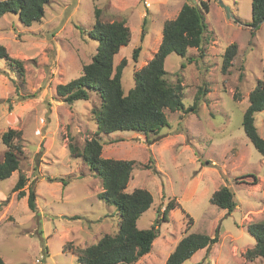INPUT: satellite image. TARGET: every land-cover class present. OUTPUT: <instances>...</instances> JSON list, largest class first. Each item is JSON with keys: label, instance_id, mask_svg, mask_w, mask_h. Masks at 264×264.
<instances>
[{"label": "rangeland", "instance_id": "obj_1", "mask_svg": "<svg viewBox=\"0 0 264 264\" xmlns=\"http://www.w3.org/2000/svg\"><path fill=\"white\" fill-rule=\"evenodd\" d=\"M202 1L208 2V11ZM222 2L232 16L220 0H50L44 17L30 26L15 13L0 18V43L24 68L21 74L18 66L0 60V161L8 148L2 134L9 128L23 131L20 169L0 186V255L6 264H81L77 248L118 232L120 212L99 197L101 177L68 149L69 137L84 145L95 135L92 109L102 100L94 92L71 104L57 93V85L80 76L91 62L97 41L89 31L100 8L104 21L125 17L131 28L130 41L114 60L116 66L127 59L122 83L128 93L135 72L158 51L166 21L176 18L185 3L201 6L207 28L203 53L189 47L185 56L172 52L165 59L167 79H180L184 86V109L165 108L168 125L159 132L99 135L102 155L134 159L127 191L145 188L154 197L137 225L150 228L160 219L159 236L139 264H166L184 235L213 236L217 226L219 241L183 264H264V258L245 257L256 242L248 224L264 220V155L243 127L250 92L264 81V22L254 34L252 0ZM233 42L238 54L224 73L223 54ZM255 118L264 137V110ZM20 173L27 178L23 197L13 189ZM224 185L235 193L237 206L231 212L210 201ZM31 189L37 211L28 203ZM172 199L176 206L162 220Z\"/></svg>", "mask_w": 264, "mask_h": 264}, {"label": "trees", "instance_id": "obj_2", "mask_svg": "<svg viewBox=\"0 0 264 264\" xmlns=\"http://www.w3.org/2000/svg\"><path fill=\"white\" fill-rule=\"evenodd\" d=\"M49 1L0 0V18L7 13H15L24 24L30 26L44 17L45 5ZM202 7L208 11V2L202 1ZM101 15L102 10L96 8V20L89 31V36L97 41V49L91 62L84 65L80 76L66 83H59L57 93L71 104L76 100H88L94 92L100 96L102 101L99 107L92 109L97 124L95 135L87 139L84 145L74 143L73 138L69 137L68 149L74 157L83 158L101 177L103 191L99 193V197L117 207L121 221L119 230L115 234H105L97 243L85 248H77V259L81 264H139L137 262L139 258L152 250L159 236L160 219L150 228H139L137 225L140 216L151 207L154 197L145 188L127 191L135 160L103 157L104 140L99 135L124 130L145 134L159 132L168 125L165 108L184 109L182 102L184 86L180 79L176 83L167 79L165 59L172 52L185 56L189 47H197L203 53L207 24L201 6L185 3L176 18L166 21L158 51L146 65L135 72V85L126 93L122 75L127 59L123 58L116 66L114 60L121 47L130 41L131 28L125 17L104 21ZM263 20L264 0H252L250 22L252 33L255 34ZM238 49L239 46L235 42L225 49L222 61L224 73L232 66ZM140 50V46L135 48L133 53L135 59L138 58ZM4 59L18 66L19 70H17L24 74L23 61L12 57L7 47L0 43V60ZM196 108L192 106L190 110ZM263 110L264 81L258 80L249 95V105L243 115V127L262 155H264V137L258 131L255 114ZM22 137L23 131L15 128H9L2 134V142L8 148L4 153V159L0 161V186L3 180L20 169L19 154L23 151ZM26 181L25 173H20L13 188L18 191L19 197L26 195L24 190ZM210 201L229 212L237 206L234 191L226 185L217 189ZM28 203L32 210L37 211L34 189L29 192ZM175 206V200L168 202L162 220H167L170 210ZM192 220L191 218L190 222ZM248 230L255 237L256 242L246 250L245 257L249 261L264 258V220L250 222ZM219 232L220 226H217L216 234L213 236L200 232L184 235L169 254L166 264H183L199 249L218 242ZM0 264H6L1 255Z\"/></svg>", "mask_w": 264, "mask_h": 264}, {"label": "water", "instance_id": "obj_3", "mask_svg": "<svg viewBox=\"0 0 264 264\" xmlns=\"http://www.w3.org/2000/svg\"><path fill=\"white\" fill-rule=\"evenodd\" d=\"M220 2H221V5L225 8L227 15H228V16H232L231 13H230L229 7L224 6L222 0H220ZM262 22H264V20L261 21V23H262Z\"/></svg>", "mask_w": 264, "mask_h": 264}]
</instances>
